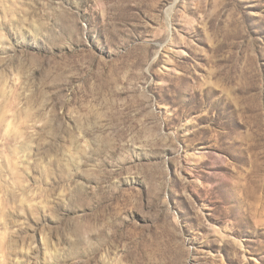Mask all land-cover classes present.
Returning <instances> with one entry per match:
<instances>
[{
  "label": "rangeland",
  "instance_id": "374dc122",
  "mask_svg": "<svg viewBox=\"0 0 264 264\" xmlns=\"http://www.w3.org/2000/svg\"><path fill=\"white\" fill-rule=\"evenodd\" d=\"M0 264H264V0H0Z\"/></svg>",
  "mask_w": 264,
  "mask_h": 264
}]
</instances>
